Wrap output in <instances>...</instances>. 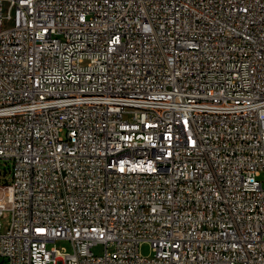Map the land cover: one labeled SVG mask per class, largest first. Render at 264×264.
Masks as SVG:
<instances>
[{
	"label": "built area",
	"instance_id": "built-area-1",
	"mask_svg": "<svg viewBox=\"0 0 264 264\" xmlns=\"http://www.w3.org/2000/svg\"><path fill=\"white\" fill-rule=\"evenodd\" d=\"M263 173L264 0H0V264H264Z\"/></svg>",
	"mask_w": 264,
	"mask_h": 264
},
{
	"label": "rangeland",
	"instance_id": "rangeland-1",
	"mask_svg": "<svg viewBox=\"0 0 264 264\" xmlns=\"http://www.w3.org/2000/svg\"><path fill=\"white\" fill-rule=\"evenodd\" d=\"M260 179L264 180V173L259 176ZM6 198L5 189L3 187H0V200H4ZM59 246H65L68 251H72V245L70 241L68 240H62L57 242ZM51 245V244H50ZM94 251L98 254L102 253L104 251L103 245H98L94 248ZM140 251L143 255H151L152 254V246L149 242H145L141 245Z\"/></svg>",
	"mask_w": 264,
	"mask_h": 264
}]
</instances>
